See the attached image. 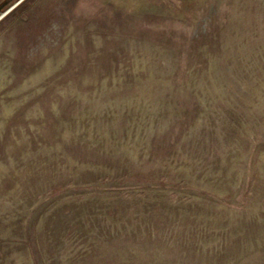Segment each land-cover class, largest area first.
Segmentation results:
<instances>
[{
  "label": "rangeland",
  "instance_id": "374dc122",
  "mask_svg": "<svg viewBox=\"0 0 264 264\" xmlns=\"http://www.w3.org/2000/svg\"><path fill=\"white\" fill-rule=\"evenodd\" d=\"M0 264H264V0H0Z\"/></svg>",
  "mask_w": 264,
  "mask_h": 264
}]
</instances>
